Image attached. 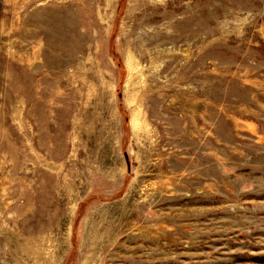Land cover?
<instances>
[{
	"label": "rangeland",
	"instance_id": "374dc122",
	"mask_svg": "<svg viewBox=\"0 0 264 264\" xmlns=\"http://www.w3.org/2000/svg\"><path fill=\"white\" fill-rule=\"evenodd\" d=\"M0 264H264V0H0Z\"/></svg>",
	"mask_w": 264,
	"mask_h": 264
}]
</instances>
